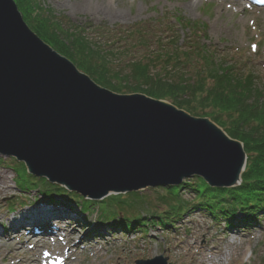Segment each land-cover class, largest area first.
I'll use <instances>...</instances> for the list:
<instances>
[{
	"label": "rangeland",
	"instance_id": "obj_1",
	"mask_svg": "<svg viewBox=\"0 0 264 264\" xmlns=\"http://www.w3.org/2000/svg\"><path fill=\"white\" fill-rule=\"evenodd\" d=\"M13 1L28 28L73 65H77L71 59L75 57L81 61L82 66H90L96 70L99 59L106 58L112 71L120 72L118 75L110 74L112 79L109 84L125 89L133 88L131 91L121 92L108 89L116 94H143L140 92L144 90L140 89L142 83H134L124 76L128 74L126 65L132 59L141 60L153 56L147 54L146 46L137 44V41L141 40H135L140 36L134 31H139L142 33L141 38L145 37L147 47H151L148 50L154 51V56L168 51L177 57V70L165 71L160 67L161 64H155V70H152L154 72L151 74L158 73L161 80L165 81H171L170 78L186 81L179 83L186 89L177 90L176 93L183 95L181 99L188 101L197 112L196 115H191L210 120L218 118L228 127L235 128L237 116L230 108L239 101L238 97H243L246 102L245 114L240 118L253 113L254 116L259 114L255 117L256 122L262 120L261 112H256L254 107L263 105L264 102V8L254 7L248 0L238 1L242 4L241 10L238 11L232 6L233 0H200L195 6L189 5L193 0H126L123 8L118 7L127 13L126 19L122 20L104 19L90 11H76L70 5L75 0H18L17 3ZM177 19L191 23L194 28H181L176 22ZM202 24L205 26L202 27ZM155 36H160L163 41H157ZM174 45H177L176 48ZM88 53L94 56L92 62L84 55ZM248 75L252 79H248ZM201 81L203 83H200ZM159 85L165 87L163 83ZM237 92L240 93L238 97L235 95ZM248 105L252 108L248 109ZM15 170L19 171L20 181L22 179L26 184H34L32 179L23 176V166L14 161V158L0 157V175L4 176L0 178V187L6 183V178L10 190L7 194H0V229L3 230V237L13 233H8L9 229L5 227L8 225L7 219L18 212L40 205L69 211L70 219L63 221V224L70 222V227L65 233L72 231L73 234L72 239H68L69 251L63 252L65 248L60 244V248L52 252L51 257L47 259L48 251L54 249L51 242L43 245L39 251L37 248L30 251L28 244L20 249L27 232L23 230L20 235L13 233L11 244L4 242V238L0 240V264H36V260H42L44 257L52 264H133L135 260L151 259L158 255L166 257L170 264H205L198 254H206L212 247L218 250L220 259L224 253L229 254L224 264H264V208L257 209L254 213L246 212L251 210L245 208L244 212L234 218L229 214L216 218L207 210L197 208L199 200L192 189L203 191L206 186L200 185L196 177L187 178L185 183L188 186H182L176 192L175 199L186 207L182 208L179 216L175 218L166 214V211H170L168 207L173 201L170 199L167 201L168 205H165V201L159 200L162 196H169L162 189H146L136 197L111 195L119 197L116 200L133 202V209L127 205L121 206L122 209L113 204L102 205L110 201L109 197L101 204L93 200L80 203L69 195H65L66 199L61 201H49L38 193L42 192L43 188L36 180L34 187L39 188L38 190L19 192L15 187ZM258 179L264 184L261 178ZM23 182L21 181L22 184ZM259 182L249 183L253 186H247L248 188H240L239 185L231 188H208L204 193V200L200 201L211 202L214 206V202L220 204L216 206L227 204L234 209L246 199L239 195L251 193L248 199L252 198L254 202L264 201L263 192L252 193L254 190H264V185ZM21 200L22 204L14 205ZM79 208H84V215ZM104 210H109L106 213L113 210L132 221L141 218L147 226L142 228L134 225L127 230L113 229L98 222L107 220L102 216H109ZM122 217L117 218L116 223H122ZM164 217L168 218L162 226L159 220ZM52 224L51 228L54 225ZM35 227L38 233L34 237H42L41 227ZM139 229H143L147 234ZM237 230L239 232H236ZM47 234L51 236L50 233ZM57 236L60 237V233ZM248 247L251 256L244 262L241 260L242 253ZM57 257L62 259L63 263H58Z\"/></svg>",
	"mask_w": 264,
	"mask_h": 264
},
{
	"label": "water",
	"instance_id": "obj_2",
	"mask_svg": "<svg viewBox=\"0 0 264 264\" xmlns=\"http://www.w3.org/2000/svg\"><path fill=\"white\" fill-rule=\"evenodd\" d=\"M0 155L94 201L193 176L235 187L246 161L208 118L96 84L28 28L13 0H0Z\"/></svg>",
	"mask_w": 264,
	"mask_h": 264
},
{
	"label": "trees",
	"instance_id": "obj_3",
	"mask_svg": "<svg viewBox=\"0 0 264 264\" xmlns=\"http://www.w3.org/2000/svg\"><path fill=\"white\" fill-rule=\"evenodd\" d=\"M15 1L17 3L18 0H15ZM176 22H178V24L181 26V28H184L187 30L194 28L191 26V23L186 22L187 23L186 24L185 21L182 19H177ZM134 32L140 36V38H135L136 41H137V39H140L141 41L145 42V37L141 38L142 33H140L139 31H134ZM154 38L158 39L157 41H160V42L163 41V39L160 38V36L158 38L155 36ZM141 41H137V44L138 45L142 44L143 46H146V49L148 51L147 54L148 55L151 54L153 56H152V58L145 57L144 59H141V60H139L140 58L139 59H132L126 65V68H128V74H124V76H126L128 78L127 80H133L134 83H142V85H141L142 88H140V89H144V90H142L140 92H142L146 96L151 97L153 99H158V100H167L168 102L172 103L177 108L183 109V110L189 112L190 114L196 115L197 112H195L194 108L189 105L188 101L181 99V97L183 95H178L176 93L177 90L183 91L186 89V87L183 84L179 85V83H186V81H176V80L171 79V78H170L171 81H165V80H161L162 78H161V76H159L160 74H158V73L151 74V72H154L152 70H155L154 69L155 64H161L160 67L164 68L165 71L166 70H168V71L177 70V67L179 66V64L175 61V60H177V57L174 56L172 54V52L169 53L168 51L160 52L159 54L154 56V51L148 50L151 47L150 46L147 47V45H146L147 43L146 42L142 43ZM172 42H174V40ZM174 46H175L174 48H176L177 45H174ZM206 51L208 52L207 48H206ZM62 52H64V51H62ZM84 55L87 56L90 61L94 58V56L91 55L90 53L84 54ZM71 59L77 64L76 65L77 68L81 69V71L86 73L93 81H95L97 84L101 85L102 87H105L107 89H111L115 92H121L123 90L131 91V89H133L131 87H128L127 89H125L123 87H115V86H112L109 84V83H111L110 80L112 79L110 74L115 73L118 75L120 72H113L111 67H110V64H109L110 62L108 60H106V58H103V59L100 58L99 59V63L97 65L99 71H96L98 69H96V70L92 69L90 66H82L81 61H79L75 57H72ZM247 78L252 79L251 76H249V75ZM249 81H251V80H249ZM160 83L165 84V87L162 85H159ZM200 83H203V81H201ZM248 83L250 84V82H248ZM143 86L145 88H143ZM245 89H246V87H245ZM137 90H139V89H137ZM135 92H137V91H135ZM131 93L133 94L134 92H131ZM238 93L239 92H237L235 94L237 97H238ZM238 99H239V101H236L235 106L233 104L232 105L233 107L230 108L232 113L236 114V116H237V119L235 120L236 121V126H234L235 128H233L232 126L228 127L222 121H220L218 118H211V120L214 121L217 125H219L222 129H224V131L231 138L237 139L243 143L244 150H245V153L247 156V163H246L245 171L241 175L242 183L240 185V188H248L247 186H253V184L249 185V183H251V182L256 183V182L260 181V179H258V177L264 181V102H263V105L254 107L256 112H259V113L261 112L260 116H262L261 117L262 120L256 122L255 117L258 116L259 114L254 116L253 113H251V114H247L245 118H240L242 115L245 114V107L244 106H245L246 102H245V99H243V97H240V98L238 97ZM226 102L228 103L227 100H226ZM226 102H222V103L228 105ZM251 108H252L251 105H248V109H251ZM198 180H199L200 185L205 184L202 180H200V179H198ZM23 184L26 185V183H24V182H23ZM259 184L264 185L263 182H259ZM182 186H188V185H187V183L183 182ZM182 186H180L178 188H176V187L159 188V189H162L163 191L167 192V194L169 195L168 197H166V196L160 197L159 198L160 201H162V202L165 201L164 202L165 205L166 204L168 205V203H167L168 200L171 199L173 201V204L169 205V207H168L170 210V211H168V215L172 214V215L178 216L179 213L182 211V208L186 207V206L180 205L178 199H175V197L177 196L176 192H178V190L180 188H182ZM46 187L52 188L53 192L57 195L61 194V191H59L58 189L50 187L49 185H43V188H46ZM207 190H208V187L206 186L205 190H203V191L201 189L197 188L195 190L192 189V192H193V194H195V196H197V198L199 200L203 201L204 200L203 199L204 193ZM212 191H215V190H212ZM258 192H263V194H264L263 189L254 190V192H252V193L256 194ZM250 195H251V193L246 194V195H239V196L246 197V199L242 204H237V205L243 206L244 208H249L250 210L254 209L255 207H259V206H262L264 208V201L257 200L254 202V200L252 198L251 199L247 198ZM73 196L78 200L81 199L79 196H76V195H73ZM128 196L136 197V196H138V194L137 193H131V194H128ZM118 198L119 197L112 196V197H109L108 200H110L115 207H120L122 209L121 206L127 205L130 209H133V205H134L133 202L126 203L125 201L116 200ZM214 203H216L215 206L212 205L211 202H200L199 206L207 207L209 210L213 211L218 207L216 205H220L218 202H214ZM222 206H224V207L221 208ZM222 206L219 207L220 210H224V208L229 207L227 204L222 205ZM83 210H84V208H83ZM114 214H115L114 212H111V215H114Z\"/></svg>",
	"mask_w": 264,
	"mask_h": 264
},
{
	"label": "bare ground",
	"instance_id": "obj_4",
	"mask_svg": "<svg viewBox=\"0 0 264 264\" xmlns=\"http://www.w3.org/2000/svg\"><path fill=\"white\" fill-rule=\"evenodd\" d=\"M200 0H193V2H189L190 6H195L196 3ZM234 4H232L233 8L235 11L241 10V3H238L240 0H233ZM127 1L124 0H75L71 5V8L76 10V11H90L94 15L108 18V19H126L127 13L124 12V9H122L125 6V3ZM121 7V9H118V7ZM237 9V10H236ZM4 177L3 175H0V178ZM7 179L4 178V181ZM1 183V182H0ZM3 184L2 188L0 189V194H7L10 192L8 185ZM2 184V183H1ZM1 186V185H0ZM70 212L66 210H62L59 208H53L50 206L46 205H40L36 208H29L27 210H24L22 212H18L15 215L11 216L9 219L6 220L8 225H5L7 229H9L8 233L11 231L14 234L20 235L23 230L27 231V234L25 236L24 241L21 243L22 246L20 249H23L26 245L31 247L30 251L33 250L34 248H37L39 251L43 245H46L48 242L52 243V246L54 249H51L48 251L49 253L47 254V259L51 257L52 252L57 251L60 247L59 245L64 246L65 251L70 250V245H69V240L72 239V234L73 232L65 233L67 228L70 227L69 223L63 224V221L66 219H70ZM68 221V220H67ZM2 222V221H1ZM56 222V223H55ZM54 225H53V224ZM66 223V222H65ZM192 223V222H191ZM53 225L51 228L50 225ZM36 225L40 226L43 231H41L42 237H37L36 235L37 228L35 227ZM22 228V229H21ZM236 232H239L237 230ZM11 233V235L7 234L6 237L4 238L3 236V230L0 229V240L4 238V242H8V244H11L14 235ZM50 233L51 236H47ZM60 233V237L57 236V234ZM37 240V242H35ZM234 242V241H233ZM75 246V245H74ZM250 248L248 247L247 250H245L242 253V259L244 262L249 260L251 256ZM187 252V249H186ZM250 252V254H249ZM202 257V261L205 264H224L227 261V258L229 256L228 253H224L221 256V259L218 257V250L215 247H212L207 250L206 254L205 252L203 254H198ZM214 257L215 260H212ZM59 257H57L58 259ZM46 257H44L42 260L37 261L36 264H52L50 260H47ZM33 263V262H31ZM26 264H29V262H26Z\"/></svg>",
	"mask_w": 264,
	"mask_h": 264
}]
</instances>
